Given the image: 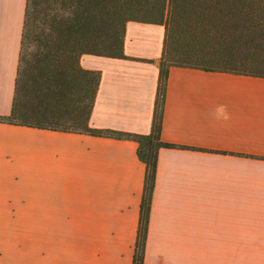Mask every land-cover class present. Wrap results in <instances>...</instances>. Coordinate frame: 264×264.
<instances>
[{
	"label": "crops",
	"instance_id": "1",
	"mask_svg": "<svg viewBox=\"0 0 264 264\" xmlns=\"http://www.w3.org/2000/svg\"><path fill=\"white\" fill-rule=\"evenodd\" d=\"M26 0H0V115ZM162 25L127 22L99 71L93 128L151 130ZM143 264H264V77L171 66ZM132 139L0 122V264H133L145 164Z\"/></svg>",
	"mask_w": 264,
	"mask_h": 264
},
{
	"label": "trees",
	"instance_id": "2",
	"mask_svg": "<svg viewBox=\"0 0 264 264\" xmlns=\"http://www.w3.org/2000/svg\"><path fill=\"white\" fill-rule=\"evenodd\" d=\"M127 22L162 25L151 130L93 128L99 71L82 54L125 57ZM171 66L264 77V0H26L12 107L0 122L132 139L145 164L133 264H143L168 71Z\"/></svg>",
	"mask_w": 264,
	"mask_h": 264
}]
</instances>
